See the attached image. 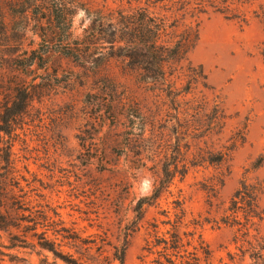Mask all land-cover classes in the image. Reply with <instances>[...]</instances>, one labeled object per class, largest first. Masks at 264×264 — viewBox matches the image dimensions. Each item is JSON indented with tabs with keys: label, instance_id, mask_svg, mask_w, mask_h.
Here are the masks:
<instances>
[{
	"label": "rangeland",
	"instance_id": "374dc122",
	"mask_svg": "<svg viewBox=\"0 0 264 264\" xmlns=\"http://www.w3.org/2000/svg\"><path fill=\"white\" fill-rule=\"evenodd\" d=\"M15 1L0 30V264H154L146 242L169 237L176 201L184 242L194 232L210 253L201 264H252L221 217L242 181L264 208V0H208L186 14L179 24H198V40L157 83L90 41L144 0H80L69 40L59 20H21L32 0ZM66 42L83 57H66ZM21 88L29 105L5 125ZM175 154L187 170L174 179ZM160 180L169 188L137 221Z\"/></svg>",
	"mask_w": 264,
	"mask_h": 264
},
{
	"label": "trees",
	"instance_id": "16d2710c",
	"mask_svg": "<svg viewBox=\"0 0 264 264\" xmlns=\"http://www.w3.org/2000/svg\"><path fill=\"white\" fill-rule=\"evenodd\" d=\"M50 1V0H49ZM54 5L50 7L47 0H32L20 6V19L24 22L29 20L40 21L44 18L51 22L59 20L64 28L66 39L71 36V28L75 13L82 8L80 0H52ZM139 3L140 0H135ZM215 0L211 3H215ZM210 2L208 0H144V6H129L127 10H121L117 17L108 18L109 30L92 31L90 37L91 44L97 40L106 42L111 50H115L129 65L138 69L142 79L146 82L157 83L164 81L167 68L173 63H178L193 48L198 40V24L194 27L179 24L186 14L191 13L197 16L205 13V7ZM16 3L15 0H0V30H4V7ZM174 7H176L174 14ZM160 8L171 12L170 16L155 12ZM6 37V33L2 32ZM27 52L28 50H22ZM34 50H32L33 52ZM68 58L81 59L83 50L80 45L72 46L66 42V53ZM177 78L174 80V87ZM15 99L10 108H5L7 118L2 120L5 125L12 121L13 116L22 113L29 105L30 96L25 88L16 90ZM18 100L19 106H16ZM2 129L0 128V131ZM174 155V179L184 177L186 167L181 168ZM169 171L164 170V176H168ZM169 188L163 180H160L150 196L137 201L133 212L136 213L137 221L144 217V206H149L158 200L162 193ZM6 188L0 182V207L6 198ZM260 188L257 185L242 181L239 188L231 197L228 207L223 211L221 221L236 230L234 240L239 243L238 250L241 253L240 261L246 255L252 260V264H264V230L261 224L264 222V208L259 205ZM12 202L13 196L10 195ZM174 221L171 224V232L167 231L169 237L162 234L156 235L155 240L146 242V251L150 255H156L152 261L154 264H201L203 260H208L209 251L204 248V243L200 237L195 240V233L189 234L190 239L184 242L181 233L185 219V211L182 203L176 201L174 207ZM0 224H6L8 217L0 213ZM46 220V219H44ZM164 224H170L168 220ZM158 233V231H156ZM191 248V251L188 250ZM50 250V249H49ZM52 251V250H51ZM234 261L233 256H229ZM119 264H123V258H119Z\"/></svg>",
	"mask_w": 264,
	"mask_h": 264
}]
</instances>
